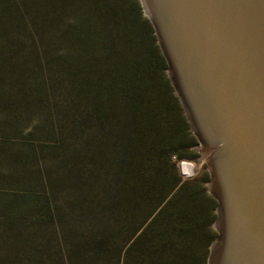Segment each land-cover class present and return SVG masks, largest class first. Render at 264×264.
Listing matches in <instances>:
<instances>
[{"label": "trees", "instance_id": "16d2710c", "mask_svg": "<svg viewBox=\"0 0 264 264\" xmlns=\"http://www.w3.org/2000/svg\"><path fill=\"white\" fill-rule=\"evenodd\" d=\"M142 14L138 0H0V110L37 102L44 120L62 121L57 153L24 155L35 172L16 155L1 161L0 180L40 189L6 208L35 229L0 230V264H206L216 200L208 173L179 174L196 139ZM61 24L71 42L51 66ZM57 72L67 93L55 98ZM61 101L81 111L68 117Z\"/></svg>", "mask_w": 264, "mask_h": 264}, {"label": "water", "instance_id": "95a60500", "mask_svg": "<svg viewBox=\"0 0 264 264\" xmlns=\"http://www.w3.org/2000/svg\"><path fill=\"white\" fill-rule=\"evenodd\" d=\"M206 155L213 264H264V0H139ZM181 161L178 168L181 173Z\"/></svg>", "mask_w": 264, "mask_h": 264}, {"label": "rangeland", "instance_id": "374dc122", "mask_svg": "<svg viewBox=\"0 0 264 264\" xmlns=\"http://www.w3.org/2000/svg\"><path fill=\"white\" fill-rule=\"evenodd\" d=\"M80 6H81L80 4L79 5L74 4L71 6L70 9L66 11V15H67L66 22H69L72 24L76 21V17H78L82 13V9L80 8ZM142 15L143 17H145L144 14ZM64 22H65V19H64ZM63 27L64 26H62V24L58 26L59 31L57 35H55V37L52 38L54 40L52 45L50 44L51 48H54L57 51L53 54V56L50 59L51 66L56 65L55 61L57 58H59L57 54L62 55V52H64V49H66L68 44L71 42V40L68 38L69 36L65 38V35H60L61 32L63 31ZM153 35L155 37V42L157 44L154 30H153ZM20 43L22 46V52L24 54H28L29 52L27 51V49L32 44L29 42L28 39L24 40V42L21 41ZM60 62L58 63L59 64L58 66L61 65ZM165 74L167 76V64H166ZM54 78H55L53 79L54 88L51 94L54 97L56 96L55 98H58L59 96H63L67 92L65 89L64 82H60V80H62L63 78V75L61 77L59 75V72H57ZM167 78L169 79L168 76ZM61 104L63 106L65 115H67L68 117H71V115L73 114L77 115L81 111L79 109L82 108V106H75V105H72L70 107V105L64 104V102L62 101H61ZM10 105L12 106L6 107L5 110H0V168L1 169L4 168L5 162L2 163L1 161L4 159V157L6 158V156L10 154V155H16V164L18 166L21 167V165L25 164L24 167H26L29 172H35L36 169H35V166L33 165V162L27 161L24 158V155H26V153H29V151L32 149H36V148L38 149L42 147H43L42 149L44 151V154L57 153L58 150L56 149V146L58 144L62 145V143L60 142L61 137L59 138L55 133H53L52 129L59 128V126L62 124V121L60 123H56V122L52 123L51 119L49 118L44 120L45 116H41V112L37 110L36 108L37 102L32 103L33 109L30 110L29 112H24L23 110H21L19 104L12 103ZM189 128H190V125H189ZM63 139H64L63 143L65 142V145H66L68 143V139L64 137ZM197 145H198V142L196 140V144L192 148V154L195 156V159H191V160L184 159L186 161L192 162L196 167V170L194 171L192 177L186 176V175L185 177L182 176L178 168L179 162L176 164L179 174L183 180H191V179L200 177L202 174L208 173L207 164H206V155L201 154L197 150ZM77 151H78V154L74 156L75 159L72 162L78 166H82V149H77ZM182 172L185 173L183 169H182ZM29 182L30 181L25 180L24 183L19 184V183H8L5 180H0V230H4V228L5 230H34L35 229V226L32 224L30 220L24 221L23 223L14 221L13 224L11 223L12 222L11 218H8L6 220V217H10V214H8V209H6L8 205L24 203V201L27 199L25 196H28L29 191H32V193L34 194L38 192L35 190L40 189L39 187L36 188L37 185L29 183ZM215 220H216V216L214 218V221ZM214 221L211 223V226H210L211 230H213L214 232V240L212 241L210 246L215 242V239L218 235V233L215 231V229L212 226ZM51 229L52 228L50 227V230ZM210 246L208 250V256L210 253ZM206 263H207V260H206Z\"/></svg>", "mask_w": 264, "mask_h": 264}, {"label": "bare ground", "instance_id": "6f19581e", "mask_svg": "<svg viewBox=\"0 0 264 264\" xmlns=\"http://www.w3.org/2000/svg\"><path fill=\"white\" fill-rule=\"evenodd\" d=\"M181 162H182L181 163V167L185 171V173L184 172L183 173L186 176H192L193 173H194V171L196 170L195 165L192 162H189V161H186V160H182ZM217 249H218V246L216 244H214L212 246V255H211V262H210V264H213V262H214L215 256L217 254Z\"/></svg>", "mask_w": 264, "mask_h": 264}, {"label": "built area", "instance_id": "2783aa9c", "mask_svg": "<svg viewBox=\"0 0 264 264\" xmlns=\"http://www.w3.org/2000/svg\"><path fill=\"white\" fill-rule=\"evenodd\" d=\"M180 174H181L182 176H185V174H184L182 171H181V173H180ZM192 176H193V175H192ZM192 176H191V177H192Z\"/></svg>", "mask_w": 264, "mask_h": 264}]
</instances>
